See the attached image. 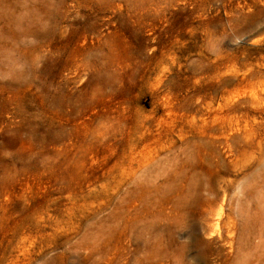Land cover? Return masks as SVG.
I'll return each instance as SVG.
<instances>
[{"label":"rangeland","instance_id":"rangeland-1","mask_svg":"<svg viewBox=\"0 0 264 264\" xmlns=\"http://www.w3.org/2000/svg\"><path fill=\"white\" fill-rule=\"evenodd\" d=\"M0 264H264V0H0Z\"/></svg>","mask_w":264,"mask_h":264}]
</instances>
